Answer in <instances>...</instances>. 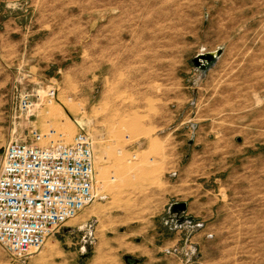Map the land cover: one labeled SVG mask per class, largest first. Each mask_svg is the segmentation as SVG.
I'll return each mask as SVG.
<instances>
[{"label":"rangeland","instance_id":"rangeland-1","mask_svg":"<svg viewBox=\"0 0 264 264\" xmlns=\"http://www.w3.org/2000/svg\"><path fill=\"white\" fill-rule=\"evenodd\" d=\"M1 94L0 161L79 127L95 156L97 199L24 264H264V0H0Z\"/></svg>","mask_w":264,"mask_h":264},{"label":"built area","instance_id":"built-area-1","mask_svg":"<svg viewBox=\"0 0 264 264\" xmlns=\"http://www.w3.org/2000/svg\"><path fill=\"white\" fill-rule=\"evenodd\" d=\"M35 103L21 95L14 112L27 114ZM12 139L0 161V247L24 264L48 239L97 199L93 142L79 127L72 141L40 145Z\"/></svg>","mask_w":264,"mask_h":264},{"label":"water","instance_id":"water-1","mask_svg":"<svg viewBox=\"0 0 264 264\" xmlns=\"http://www.w3.org/2000/svg\"><path fill=\"white\" fill-rule=\"evenodd\" d=\"M221 51L218 50L215 53L198 55L192 60L193 66L198 69L201 73H205L211 67L214 66L218 57L220 56ZM187 204L184 202L173 203L168 208V213L172 216H176L179 220V223H191L193 222L192 217L184 216L186 214ZM127 260V258H125Z\"/></svg>","mask_w":264,"mask_h":264},{"label":"crops","instance_id":"crops-1","mask_svg":"<svg viewBox=\"0 0 264 264\" xmlns=\"http://www.w3.org/2000/svg\"><path fill=\"white\" fill-rule=\"evenodd\" d=\"M5 95H0V112H5ZM26 140V139H25Z\"/></svg>","mask_w":264,"mask_h":264},{"label":"flooded vegetation","instance_id":"flooded-vegetation-1","mask_svg":"<svg viewBox=\"0 0 264 264\" xmlns=\"http://www.w3.org/2000/svg\"><path fill=\"white\" fill-rule=\"evenodd\" d=\"M184 216H185V215H184ZM167 219H168L169 221L174 222L176 225H180V226L183 225V223H181V224L179 223L178 218H177L176 216H174V215H172V216H170V217L168 216ZM191 223H192V222H191ZM191 223H190V224H191Z\"/></svg>","mask_w":264,"mask_h":264},{"label":"bare ground","instance_id":"bare-ground-1","mask_svg":"<svg viewBox=\"0 0 264 264\" xmlns=\"http://www.w3.org/2000/svg\"><path fill=\"white\" fill-rule=\"evenodd\" d=\"M62 127H63V126H62ZM70 135H71V134H70ZM66 136L69 137L68 129L65 130V137H66ZM65 137H64V138H65ZM99 262H100V261H97L96 264H99ZM110 264H114V263L111 262Z\"/></svg>","mask_w":264,"mask_h":264}]
</instances>
